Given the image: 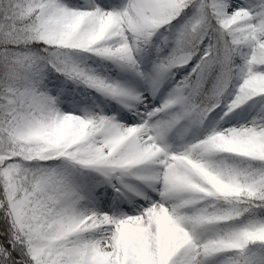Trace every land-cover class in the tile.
Here are the masks:
<instances>
[{
  "label": "rangeland",
  "instance_id": "rangeland-1",
  "mask_svg": "<svg viewBox=\"0 0 264 264\" xmlns=\"http://www.w3.org/2000/svg\"><path fill=\"white\" fill-rule=\"evenodd\" d=\"M39 1L30 0V4L36 7ZM129 1L50 0L45 7L39 26L46 31L48 43L60 50L53 56L55 68L69 69L72 75H80L84 69L94 71L96 77L87 94L79 93L70 77L56 79L54 72L47 73L45 66L35 72L26 89L10 91L8 134L47 149L44 162L30 165L13 160L4 187L14 225L33 241L34 264H264V215H256L247 206L226 207L213 218L204 213L211 198L234 194L227 165L215 161L219 155L232 157L247 170L249 188L264 182V57L259 67L247 60L233 65L234 50L247 55L264 50V0H208L211 8L222 10V26L231 29L234 40L228 46L222 34L218 98L206 112L191 98L203 62L191 54L183 55L179 48L183 30L191 22L201 21L200 4L179 24L180 7L174 0H161L158 7L148 9V25L141 31L131 32L123 25L109 28L111 13L121 21L130 16V9L123 5ZM152 48L158 51L159 61L149 57ZM208 53L207 47L204 54ZM34 63L30 60L28 67ZM182 65L190 68L177 77L184 83L171 84L172 70ZM143 66L161 75L165 72L159 82L179 101L173 116L149 118L145 114L139 120H120L114 108L103 110L109 104L103 91L118 70L137 76ZM132 82L134 96H139L140 81L135 77ZM122 104L126 109L130 106ZM21 105L23 112H18ZM153 108L157 103L149 112ZM142 111L137 108L130 114L140 116ZM107 120L119 125L114 132L120 138H139L134 146L139 148L140 158L152 161L144 175L121 171L147 180L134 199L125 198L121 203L111 194L93 206L85 198L92 197L99 186L98 161L82 168L86 161L82 152L87 142L99 141ZM188 129L193 136L186 135ZM64 150L67 153L60 157ZM170 156L184 163L178 169L173 167L177 175L182 167H194L185 160L199 162V179L181 186L178 194H164L166 184L159 180L171 173L162 167L165 161H172ZM111 183L106 184L107 190L122 197L121 183L116 179ZM141 196L145 200L140 201ZM64 201L75 204L69 215L73 224L69 232L63 231L61 223L64 211L60 202ZM160 205V221L154 225L156 230H149ZM87 218H93L96 232L86 225L77 230Z\"/></svg>",
  "mask_w": 264,
  "mask_h": 264
},
{
  "label": "trees",
  "instance_id": "trees-1",
  "mask_svg": "<svg viewBox=\"0 0 264 264\" xmlns=\"http://www.w3.org/2000/svg\"><path fill=\"white\" fill-rule=\"evenodd\" d=\"M50 0H40L36 7L31 6L30 0H0V264H34L35 253L32 251L33 241L22 234L14 225L6 202L4 187L8 182L11 162L19 160L27 164L44 162L45 147L39 144H28L10 136L7 132V121L12 107L8 100L12 98L10 91L15 88H25L35 78L42 66L46 71L57 70L59 73L69 72V69H55L53 57L59 53V48L48 43L46 31L39 26L46 5ZM181 7L178 19L189 15L197 4H200L201 21L197 26H188L181 37V53L202 57L203 67L200 72V82L193 92L195 105L206 111L217 100L220 85L221 39L231 46L233 35L231 29L222 30L223 17L219 10L207 5V0H174ZM195 23V22H194ZM193 23V24H194ZM210 53L205 55L204 49ZM29 56L31 58H29ZM264 51L251 54L250 61L257 67L262 64ZM244 58L243 54L233 51V65ZM30 60L35 66L28 67ZM236 62V63H235ZM179 71V72H178ZM175 72L182 73V68ZM187 74V73H186ZM78 87L85 90V86L94 75L83 72L72 75ZM175 75V76H174ZM172 78H177L176 73ZM15 102L17 103L16 99ZM23 112V107H18ZM93 130V129H92ZM67 150L59 153L63 155ZM227 164L229 178L234 194L230 197H213L207 202L205 215L215 217L220 210L229 206H247L256 214L264 213V182L249 188V175L244 167L235 159L227 155H219L216 163ZM224 235L226 231L224 230Z\"/></svg>",
  "mask_w": 264,
  "mask_h": 264
},
{
  "label": "bare ground",
  "instance_id": "bare-ground-1",
  "mask_svg": "<svg viewBox=\"0 0 264 264\" xmlns=\"http://www.w3.org/2000/svg\"><path fill=\"white\" fill-rule=\"evenodd\" d=\"M161 4V0H130L128 3H124V6H127L130 9V16L125 21H121L119 16L115 13H111L108 16L109 28L114 27V25H120L127 28L128 31L136 32L141 31L145 26H147L148 19L146 17V13L149 8H156ZM131 51V48L127 49ZM132 52V51H131ZM135 52V50H133ZM133 56V55H132ZM127 65V64H126ZM128 66V65H127ZM142 67V66H141ZM165 74V72L163 73ZM162 74V75H163ZM160 72L155 71L150 66H143V68H139L138 75L136 76L134 73L129 72L127 70L120 69L118 70V74L116 75L115 80L109 81L107 86V90L103 91L104 99L109 102V104L104 105L103 110L108 111V107H112L115 110L119 111L117 114V118L120 120L123 119H137L140 117L147 115V117L152 118L154 116L159 117L160 115H171L173 116V107L178 104L177 98H175L171 92H166L163 90L165 83L159 82L160 77L162 76ZM137 77L140 81V86L136 88V93H139V96H134V86L132 80ZM137 87V86H136ZM141 88V90H139ZM144 90V91H142ZM153 91V95L149 96L148 93ZM158 92V93H157ZM157 93V94H156ZM125 103L130 105L128 108L129 113H125L127 110H123ZM157 103V108H153V112H149L152 105ZM126 108V105H125ZM137 108L142 109L141 113H138L140 116H132L130 114L131 111H136ZM169 108L168 112L163 113L165 110ZM133 121V120H132ZM107 125L104 129L98 134L99 141L95 142H87L85 144V148L83 149V156L86 158V161L83 162L81 167L83 168L87 163H95L98 161V170L97 175L101 176V180L99 181V186H97L93 190L92 197H86L85 200H89V202L94 206L96 202H99L101 198H107L111 194H113L119 202H125V198L136 197V193L143 191L147 186V180H143V178L139 177H130L126 174L121 173L124 171L126 173L136 175L143 174L146 169H149L151 166V159H143L140 158L139 148L134 146L135 143L138 142L139 138L133 139L132 136H127V141L123 137H119L116 132H114V128H118L115 122L107 120ZM118 126V127H117ZM127 124H125V127ZM35 131V129H33ZM145 133V132H144ZM129 135V133H128ZM135 135V133H134ZM187 136L190 135V131L188 129ZM193 136V135H190ZM126 141V142H123ZM126 147V150L124 149ZM130 147V148H129ZM198 154V153H197ZM117 157V161H113L112 158ZM150 158V155L147 156ZM156 157V156H155ZM172 161H165L162 166L163 169L169 170L171 172L167 178L159 179L160 181H164L166 184V188L164 189V194L177 192L181 186L188 187L190 180H198L197 173L199 162H195L192 160H185L186 163H191L194 165L192 168H180L179 174L177 175L176 171H173V167L178 166L184 163H179L180 160L175 157H171ZM198 163V164H197ZM197 165V166H196ZM114 168H117L114 169ZM119 171V172H118ZM173 171V172H172ZM195 172V173H194ZM112 174V175H110ZM144 175V174H143ZM197 175V177H196ZM116 176V177H115ZM178 176V177H177ZM148 178V177H147ZM119 181L121 183L122 189V197H117L115 192L110 193L108 191L106 184L111 183V181ZM182 181V182H181ZM157 183V182H156ZM149 184V183H148ZM158 184V183H157ZM111 185H114L111 183ZM144 188H143V187ZM101 194V195H100ZM104 194V195H103ZM174 195V194H173ZM136 199V198H135ZM139 199L145 200V197H139ZM146 201H149V198H146ZM175 203L178 199L175 197ZM62 204L64 215L61 217V223L63 226L64 232H69V228L73 226L70 223L69 215L71 212H74L75 204L70 202H60ZM161 208L155 209L153 213V217L151 218V224L149 225V230H156V221H160L161 217ZM134 212V211H133ZM155 222V223H154ZM154 223V224H153ZM93 218H87L81 223V227L77 230L80 231V228H84V226H88V229L93 230L96 228L94 225ZM156 224V225H155ZM155 225V226H154ZM159 229V228H157ZM68 230V231H67ZM159 232V231H158ZM172 234L178 237V233L172 230Z\"/></svg>",
  "mask_w": 264,
  "mask_h": 264
}]
</instances>
